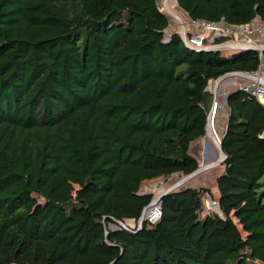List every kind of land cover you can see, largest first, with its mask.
<instances>
[{
	"label": "trees",
	"instance_id": "16d2710c",
	"mask_svg": "<svg viewBox=\"0 0 264 264\" xmlns=\"http://www.w3.org/2000/svg\"><path fill=\"white\" fill-rule=\"evenodd\" d=\"M157 1L0 0V264H264V107L238 87L213 179L162 194L159 219L137 224L141 183L199 167L208 82L259 62L186 47ZM174 4L264 20V0Z\"/></svg>",
	"mask_w": 264,
	"mask_h": 264
},
{
	"label": "built area",
	"instance_id": "2783aa9c",
	"mask_svg": "<svg viewBox=\"0 0 264 264\" xmlns=\"http://www.w3.org/2000/svg\"><path fill=\"white\" fill-rule=\"evenodd\" d=\"M167 1L161 0L165 10ZM176 32L181 42L191 49L204 50H253L256 52L258 65L252 71H230L219 77L230 78L232 82L240 81L238 88L254 97L264 107V20L255 17L247 23L233 25L226 23L221 17L217 21H208L204 19L184 18L176 15ZM216 38L225 40L216 43ZM216 108V103L211 105ZM264 136V128L261 132ZM217 140V138H216ZM209 200V197H207ZM210 201V200H209ZM160 204L155 198L151 203L143 208L141 217L152 224L159 219ZM13 264V263H11Z\"/></svg>",
	"mask_w": 264,
	"mask_h": 264
},
{
	"label": "rangeland",
	"instance_id": "374dc122",
	"mask_svg": "<svg viewBox=\"0 0 264 264\" xmlns=\"http://www.w3.org/2000/svg\"><path fill=\"white\" fill-rule=\"evenodd\" d=\"M157 2H158V6L160 7L161 11H163L168 18L167 29H171V28L175 27L174 29L176 31V21L177 20H176V17L173 16L174 13L173 14H171V13L167 14V11L165 10V8L163 7V5L161 3V0H158ZM167 3H168L167 5H169V7H171V9H173L176 12L177 16H179V17L183 16L182 18H184V13H182L180 10H178V8H176V6H174L173 0H168ZM178 11H179V13H178ZM165 33L168 34V31L166 30ZM224 51H228V50H223V52ZM230 78H232V77L227 76V77H223L222 79H220L218 81H215L217 78L211 79L207 84V90L212 94V98H213L212 103L215 102L216 107H218V110H216V109L214 110V112L211 116V121H210L211 130H212V133H213L215 139H216V137L219 138L218 133L215 129V125H216L218 118L222 115L221 114V108L224 107V96L228 90H230L231 88L238 87V85L240 83V81H238V80L235 82H232ZM205 137L208 139L211 146L204 147V145H203L204 139L202 137L198 140L191 142L190 147H189V152L196 157L198 163L201 166L210 163L211 161L215 160V158H216L215 157L214 159H212L213 155H214L213 154L214 151L211 149V147L215 148L213 145L214 144L213 140L211 138H209L210 136L206 135ZM207 155H209V157H207V158H209V159L211 158V159L209 161H203V158L206 157ZM216 173H217V168L212 166L210 168H207V169L199 172L200 175L199 174H197V175H199L198 177H202L205 179L201 184L203 186H206L207 179H209V180H211V178L213 179V177L215 176ZM183 177H184V175L181 173H178V172L168 174V175H162V176L156 177L152 180L144 181L143 183H141L139 185L138 191L140 193H151L152 200H153L159 194H161L162 192H164L166 190H172L176 187L195 185L192 182V179L180 182ZM209 200H208L207 196H205L204 206H203L204 211H208V210L214 211L215 209L217 210V206L215 204L216 201L211 200L210 198H209ZM38 201H42V199L38 198ZM124 224L129 226V227H133L135 223L133 222L132 219H126V220H124ZM109 228L113 229V228H115V225L110 224ZM256 264H260V263H256Z\"/></svg>",
	"mask_w": 264,
	"mask_h": 264
},
{
	"label": "water",
	"instance_id": "95a60500",
	"mask_svg": "<svg viewBox=\"0 0 264 264\" xmlns=\"http://www.w3.org/2000/svg\"><path fill=\"white\" fill-rule=\"evenodd\" d=\"M194 50H196V49H194ZM215 109L218 110V107H216V108L213 109V107L211 106V108H210V110H209V112H208V115H207V122H206V126H205V134H204V136H203L204 142H205V144H206L207 146H211V145H210L208 139L205 137V135H206V127H207L208 119H211V115H212V113L214 112ZM213 143H214V142H213ZM213 145H214L215 148L211 147V149L214 151V153H213L214 155H213V158H212V159H214V158L216 157V154L219 155L218 158L216 157V159L213 160V161H211L210 163L205 164V165H203V166H199V167H198L196 170H194L193 172H191V173H189V174H187V175H184V177L181 179L180 182L186 181L187 179H189L190 177H192V176L195 175L196 173H199V172H201V171H203V170H205V169H207V168H210V167H212V166H214V165H217V164H218V163L224 158V155H223V153H222V151H221V149H220L219 139H218L217 142L214 143ZM210 159H211V158H210ZM168 191H169V190H166V191L162 192L161 194H159V195L156 197V199L159 200L160 196H161L162 194L168 192ZM151 200H152V199H151ZM150 203H151V201L149 202V204H150ZM215 204H216V203H215ZM214 211L217 212L216 209H215ZM143 220H144V219H143V218L141 217V215H140L139 218H138V220H137V224L140 225V223H141Z\"/></svg>",
	"mask_w": 264,
	"mask_h": 264
},
{
	"label": "crops",
	"instance_id": "0c3cea01",
	"mask_svg": "<svg viewBox=\"0 0 264 264\" xmlns=\"http://www.w3.org/2000/svg\"><path fill=\"white\" fill-rule=\"evenodd\" d=\"M173 3H174V0H173ZM174 6H176L175 4H174ZM177 8V7H176ZM178 10H180L179 8H178ZM182 13H184L182 10H180ZM178 13H179V11H178ZM184 16H186L185 15V13H184ZM183 17V16H182ZM175 27H173V28H171V29H167V27L165 28V31L167 30L168 31V33H171L172 31H175V29H174ZM226 107H222L221 108V116L218 118V120H217V122H216V125H215V129H216V131H217V133H218V136L220 137V135L222 134V132H223V129H224V124H225V117H226ZM217 138V137H216ZM217 139H219V138H217ZM204 142V141H203ZM204 147H208L206 144H205V142H204ZM207 157H209V155H207L206 157H204L203 158V161H209L210 159L209 158H207ZM197 160V159H196ZM197 164L199 165V166H201L199 163H198V161H197ZM197 174H199V173H196L195 175H193L192 177H190V179H192V182L195 184V185H202L201 183L205 180L204 178H202V177H198L199 175H197ZM189 180V179H188ZM203 186V185H202Z\"/></svg>",
	"mask_w": 264,
	"mask_h": 264
},
{
	"label": "bare ground",
	"instance_id": "6f19581e",
	"mask_svg": "<svg viewBox=\"0 0 264 264\" xmlns=\"http://www.w3.org/2000/svg\"><path fill=\"white\" fill-rule=\"evenodd\" d=\"M166 11H167V14L169 13H171V14H173V16H175L176 17V12L173 10V9H171V7H169V5H167V9H166ZM213 114V113H212ZM212 116V115H211ZM210 121H211V119H208V123H207V127H206V135L207 136H210L209 138H211L212 140H213V142L214 143H216L217 142V140L215 139V137H214V135H213V133H212V130H211V123H210ZM205 135V136H206ZM218 154H216V157L218 158V156H217ZM216 159V158H215ZM214 166H216V165H214Z\"/></svg>",
	"mask_w": 264,
	"mask_h": 264
}]
</instances>
